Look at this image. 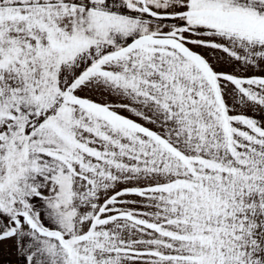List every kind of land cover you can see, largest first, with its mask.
<instances>
[{
    "label": "snow or ice",
    "instance_id": "6c2138e0",
    "mask_svg": "<svg viewBox=\"0 0 264 264\" xmlns=\"http://www.w3.org/2000/svg\"><path fill=\"white\" fill-rule=\"evenodd\" d=\"M0 264H264V0H0Z\"/></svg>",
    "mask_w": 264,
    "mask_h": 264
}]
</instances>
